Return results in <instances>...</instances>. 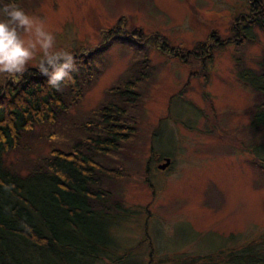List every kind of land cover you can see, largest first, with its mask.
<instances>
[{
    "label": "rangeland",
    "instance_id": "374dc122",
    "mask_svg": "<svg viewBox=\"0 0 264 264\" xmlns=\"http://www.w3.org/2000/svg\"><path fill=\"white\" fill-rule=\"evenodd\" d=\"M253 1L22 0L28 14L45 21L58 49L78 55L104 46L105 52L96 56L98 77L87 73L77 105L59 122L27 131L25 149L6 154L4 164L25 174L52 147H67L75 137L84 141L82 124L105 90L131 74L130 68L142 72L146 58L150 72L138 87L142 111L136 112V135L122 143L117 157L105 158L110 165L122 159L131 163L130 177L119 180L120 193L138 213L120 223L114 236L119 246L139 242L132 251L149 264H207L204 256L227 246L231 234L245 240L264 233V169L255 165L247 128L253 93L237 75L242 67L262 69L264 31L245 23L240 28L245 42L234 32L239 14L249 13ZM116 24L120 32L104 35ZM211 32L219 41L206 52L203 66L193 54ZM132 33L144 42L135 41ZM154 34L163 39L154 43ZM37 63L38 58L24 75L38 70ZM15 80L0 77V95ZM165 157L172 158L171 164L158 169Z\"/></svg>",
    "mask_w": 264,
    "mask_h": 264
},
{
    "label": "trees",
    "instance_id": "16d2710c",
    "mask_svg": "<svg viewBox=\"0 0 264 264\" xmlns=\"http://www.w3.org/2000/svg\"><path fill=\"white\" fill-rule=\"evenodd\" d=\"M21 1L14 0L17 4ZM10 2L13 0H0V5ZM248 7V26L258 25L264 31V3L257 0L249 2ZM118 25L104 35H116L120 32ZM127 28L125 25L124 30ZM236 31L237 40L238 36L242 42L248 39ZM154 36V43L163 39L159 34ZM210 36L209 41L200 44V56L206 54L205 44L211 42L213 47L218 40L214 32ZM130 37L145 40L134 33ZM165 45L162 40L159 46L162 49ZM103 52L104 46H100L93 52L73 55L78 71L72 73L74 83L61 91L51 88L47 77L35 69L1 90L0 264H149L132 251L139 242L136 246H119L114 238L124 217L132 219L138 213L120 193L119 180L130 177L131 163L122 159L121 164L110 165L105 159L112 153L117 157L122 143L136 135V112L142 111L138 87L150 72L146 58L142 72L140 68H130L131 74L105 90L104 99L82 124L86 130L84 141L75 137L66 143L67 147H52L36 158L25 174L3 162L11 151L25 149L27 137H23L27 131L59 122L70 106L77 105L87 73L93 75V80L100 74L96 56ZM165 53L178 57L167 49ZM261 59L260 71L242 67L237 75L253 93L247 125L250 139L254 140L250 151L257 158L255 165L264 169V57ZM82 73H86L85 77H81ZM181 93L179 90L180 98ZM69 95L73 96L68 99ZM191 108L200 115L193 104ZM152 154H156L154 150ZM231 235L227 246L212 250L210 257L204 256L209 258L207 264L218 260L225 264H264V233L245 240ZM233 241L238 247L231 244ZM175 259L174 256L171 260ZM174 264L183 263L177 260Z\"/></svg>",
    "mask_w": 264,
    "mask_h": 264
},
{
    "label": "clouds",
    "instance_id": "9594fccd",
    "mask_svg": "<svg viewBox=\"0 0 264 264\" xmlns=\"http://www.w3.org/2000/svg\"><path fill=\"white\" fill-rule=\"evenodd\" d=\"M37 58L35 66L51 88L61 91L74 83L77 61L70 51L56 47L45 21L28 14L14 0L0 5V77L19 79Z\"/></svg>",
    "mask_w": 264,
    "mask_h": 264
},
{
    "label": "flooded vegetation",
    "instance_id": "af4514ba",
    "mask_svg": "<svg viewBox=\"0 0 264 264\" xmlns=\"http://www.w3.org/2000/svg\"><path fill=\"white\" fill-rule=\"evenodd\" d=\"M248 12H249V7H248ZM240 16H239V19H238V23H237V26H236V24H234V27H233V29L235 28V26H236V28L234 29V32L236 31L237 33H238V31L241 33V31H240V28L242 27V26H244L245 27V23H246V26H248V24H247V22L246 21H249L248 19H249V13H240L239 14ZM217 41V40H216ZM212 45H211V43H207V44H205V48H204V51L205 52H207L209 49H210V47H211ZM198 56H197V55ZM202 54V51L199 49V51L198 52H196L195 54H194V57L195 58H199V56ZM207 56H209V54H204V55H202V56H200V58H201V60L203 61L202 62V65L204 66L205 65V58L207 57Z\"/></svg>",
    "mask_w": 264,
    "mask_h": 264
},
{
    "label": "water",
    "instance_id": "95a60500",
    "mask_svg": "<svg viewBox=\"0 0 264 264\" xmlns=\"http://www.w3.org/2000/svg\"><path fill=\"white\" fill-rule=\"evenodd\" d=\"M169 162H170V159L169 158H166L165 159V162L162 165H160L159 168L164 169L169 164Z\"/></svg>",
    "mask_w": 264,
    "mask_h": 264
}]
</instances>
